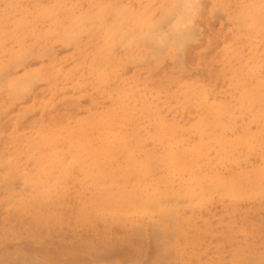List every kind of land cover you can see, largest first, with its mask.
I'll return each mask as SVG.
<instances>
[{
  "label": "rangeland",
  "instance_id": "obj_1",
  "mask_svg": "<svg viewBox=\"0 0 264 264\" xmlns=\"http://www.w3.org/2000/svg\"><path fill=\"white\" fill-rule=\"evenodd\" d=\"M262 89L264 0H0V264H264Z\"/></svg>",
  "mask_w": 264,
  "mask_h": 264
},
{
  "label": "bare ground",
  "instance_id": "obj_2",
  "mask_svg": "<svg viewBox=\"0 0 264 264\" xmlns=\"http://www.w3.org/2000/svg\"><path fill=\"white\" fill-rule=\"evenodd\" d=\"M223 3V2H222ZM191 5V4H190ZM225 5H226V3H225ZM254 5H255V3H254ZM192 6V5H191ZM241 6V5H240ZM229 7V6H228ZM240 8V7H239ZM195 12V11H194ZM192 14V13H191ZM263 15V14H262ZM126 18V17H125ZM246 18V17H245ZM251 18V17H250ZM256 18V17H255ZM247 19V18H246ZM262 19V18H261ZM174 20V19H173ZM259 20V19H258ZM237 25V24H236ZM262 28V27H261ZM197 29V28H196ZM244 29V28H243ZM187 31H188V28L186 29V33H187ZM247 33V32H246ZM192 36V35H191ZM190 36V37H191ZM159 38V37H158ZM192 38V37H191ZM187 39H189V31H188V35H186L185 34V31L184 32H180L178 35H177V37H175V44L176 45H183V43L187 40ZM130 41V40H129ZM196 41V40H195ZM137 42V41H136ZM192 42V41H191ZM156 43V42H155ZM161 44V43H160ZM262 44V43H261ZM174 45V44H173ZM70 46V45H69ZM172 47V46H171ZM162 49V48H161ZM235 58V57H234ZM180 61V60H179ZM234 61V60H233ZM262 70V69H261ZM187 73V72H186ZM257 84V83H256ZM262 84V83H261ZM262 86V85H261ZM259 87V86H258ZM261 88H263V87H261ZM247 90V89H246ZM263 90V89H262ZM23 91V90H22ZM264 91V90H263ZM254 92V91H253ZM259 94V93H258ZM13 95V94H12ZM194 95V94H193ZM192 95V96H193ZM256 97V96H255ZM191 98V97H190ZM257 100V99H256ZM255 101V100H254ZM259 107V106H258ZM215 110V109H214ZM217 110V109H216ZM263 110V109H262ZM145 112V111H144ZM215 112V111H214ZM183 113V112H182ZM256 114V113H255ZM260 114H262V113H260ZM232 117V116H231ZM255 118V117H254ZM261 118V117H260ZM108 120V119H107ZM212 120H213V118H212ZM260 120V119H259ZM108 122V121H107ZM222 122V121H221ZM256 122V121H255ZM121 123V122H120ZM147 124V123H146ZM128 125V124H127ZM124 126V125H123ZM224 126V125H223ZM121 127V126H120ZM204 127V126H203ZM128 128V127H127ZM212 128V127H211ZM224 128V127H223ZM121 130V129H120ZM190 130V129H189ZM213 130V129H212ZM241 130V129H240ZM200 133V132H199ZM59 134H60V132H59ZM114 134V133H113ZM255 134V133H254ZM263 134V133H262ZM61 135V134H60ZM110 135V134H109ZM198 135V134H197ZM200 135V134H199ZM208 135V134H207ZM59 136V135H58ZM63 136V135H62ZM105 136V135H104ZM138 136V135H137ZM257 136V135H256ZM206 137V136H205ZM48 138V137H47ZM180 138V137H179ZM258 138V137H257ZM263 138V137H262ZM72 139V138H71ZM56 140V139H55ZM100 140V139H99ZM98 140V141H99ZM187 140V139H186ZM189 140V139H188ZM228 140V139H227ZM255 140V139H254ZM87 141H89V140H87ZM126 141V140H125ZM256 141V140H255ZM57 142V141H56ZM76 142V141H75ZM178 142V141H177ZM176 142V144H178ZM203 142H205V141H203ZM86 143V142H85ZM121 143V142H120ZM166 143V142H165ZM170 143V142H169ZM208 143V142H207ZM220 143V142H219ZM121 144H123V143H121ZM121 144H119V145H121ZM168 144V143H167ZM170 144H172V143H170ZM180 144V143H179ZM236 144V143H235ZM72 145V144H71ZM188 145V144H187ZM228 145V144H227ZM106 146V145H105ZM108 146V145H107ZM170 146V145H169ZM199 146V145H198ZM223 146V145H222ZM86 147V146H85ZM117 147V146H116ZM200 148H201V146H199ZM199 147H198V149H199ZM229 147V146H228ZM241 147V146H240ZM247 147V146H246ZM187 148V147H186ZM217 148H218V146H217ZM223 148H225V147H223ZM82 149V148H81ZM176 149V148H175ZM181 149V148H180ZM221 149V148H220ZM251 149V148H250ZM249 149V150H250ZM58 150V149H57ZM74 150V149H73ZM80 150V149H79ZM260 150V149H259ZM232 151V150H231ZM52 152V151H51ZM104 152V151H103ZM119 152H121V151H119ZM141 152V151H140ZM222 152V151H221ZM253 152V151H252ZM66 153V152H65ZM64 153V154H65ZM89 153V152H88ZM122 153H123V151H122ZM170 153V152H169ZM195 153V152H194ZM202 153V152H201ZM223 153V152H222ZM251 153V152H250ZM73 154V153H72ZM127 154V153H126ZM125 154V155H126ZM190 154V153H189ZM236 154V153H235ZM59 155H61V154H59ZM264 155V154H263ZM53 157V156H52ZM204 157V156H203ZM50 158V157H49ZM80 158V157H79ZM134 158V157H133ZM133 158H131V159H133ZM200 158V157H199ZM225 158V157H224ZM45 159V158H44ZM53 159V158H52ZM64 159V158H63ZM125 159V158H124ZM135 159V158H134ZM229 159V158H228ZM50 160V159H49ZM71 160V159H70ZM183 160V159H182ZM83 161V160H82ZM110 161V160H109ZM112 161H113V159H112ZM122 161V160H121ZM188 161V160H187ZM187 161H186V163H187ZM222 161V160H221ZM220 161V162H221ZM58 162V161H57ZM108 162V161H107ZM114 162V161H113ZM126 162H128V161H126ZM169 162V161H168ZM199 162V161H198ZM236 162V161H235ZM42 163V162H41ZM49 163H51V162H49ZM48 163V164H49ZM73 163V162H72ZM78 163V162H77ZM104 163V162H103ZM194 163V162H193ZM192 163V164H193ZM222 163V162H221ZM228 163V162H227ZM249 163V162H248ZM47 164V163H46ZM71 164V163H70ZM101 164V163H100ZM121 164V163H120ZM170 164V163H169ZM245 164V163H244ZM65 165V164H64ZM69 165V164H68ZM117 165V164H116ZM223 165V164H222ZM173 166V165H172ZM219 166H220V164H219ZM182 167V166H181ZM185 167V166H184ZM191 167V166H190ZM196 167V166H195ZM143 168V167H142ZM180 168V166L178 167V169ZM194 168V167H193ZM189 169V168H188ZM230 169V168H229ZM175 170V169H174ZM165 171H167V170H165ZM176 172V171H175ZM143 173H145V172H143ZM177 173V172H176ZM182 173V172H181ZM190 173V172H189ZM183 174H185V173H183ZM243 174V173H242ZM146 176V175H145ZM182 176V175H181ZM195 176V175H194ZM253 176V175H252ZM137 177V176H136ZM165 178V177H164ZM182 178V177H181ZM253 178V177H252ZM151 179V178H150ZM236 179V178H235ZM238 180V179H237ZM244 180V179H243ZM205 182V181H204ZM246 182V181H245ZM264 182V181H263ZM206 184V183H205ZM149 185V184H148ZM198 185V184H197ZM178 186V185H177ZM246 186V185H245ZM154 188V187H153ZM184 189V188H183ZM187 189V188H186ZM240 190V189H239ZM214 191H216V190H214ZM232 191V190H231ZM237 191V190H236ZM181 192V191H180ZM193 192V191H192ZM248 192V191H247ZM175 193V192H174ZM205 193V192H204ZM226 193V192H225ZM229 193V192H228ZM232 193V192H231ZM230 193V194H231ZM244 193V192H243ZM255 193V192H254ZM254 193H252V195L254 194ZM257 193H259V192H257ZM186 194V193H185ZM189 194V193H188ZM214 195V194H213ZM216 195V194H215ZM258 196V195H257ZM170 197V196H169ZM205 197V196H204ZM225 197V196H224ZM168 198V197H167ZM200 198V197H199ZM253 198V197H252ZM177 199V198H176ZM221 199V198H220ZM244 199V198H243ZM197 200V199H196ZM228 200V199H227ZM200 201V200H199ZM214 201V200H213ZM243 202V201H242ZM165 203V202H164ZM172 203V202H171ZM247 203V202H246ZM199 204H201V203H199ZM158 206V205H157ZM182 206V205H181ZM193 206V205H192ZM198 206H200V205H198ZM142 207V206H141ZM191 207V206H190ZM204 207V206H203ZM163 208V207H162ZM125 209H127V208H125ZM129 209V208H128ZM135 210V209H134ZM141 210V209H140ZM147 210V209H146ZM160 210V209H159ZM175 210V209H174ZM190 210H191V208H190ZM200 210V209H199ZM144 211H145V209H144ZM167 211H169V210H167ZM134 212V211H133ZM159 212H161V211H159ZM158 212V213H159ZM139 213V212H138ZM147 213V212H146ZM175 213V212H174ZM129 214V213H128ZM139 216V215H138ZM170 216V215H169ZM176 221V220H175ZM174 221V222H175ZM175 224V223H174ZM154 226V225H153ZM174 229V228H173ZM175 232H176V230H175ZM158 233V232H157ZM161 233V232H160ZM177 234V233H176ZM17 250V249H16ZM23 252V251H22ZM10 254V253H9ZM12 254V253H11ZM23 254H24V252H23ZM30 255V254H29ZM22 257V256H21ZM13 258V257H12ZM3 260V259H2ZM24 261V260H23Z\"/></svg>",
  "mask_w": 264,
  "mask_h": 264
}]
</instances>
